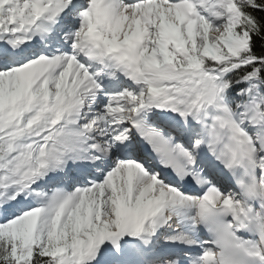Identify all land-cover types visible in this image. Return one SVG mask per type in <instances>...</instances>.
Listing matches in <instances>:
<instances>
[{
  "label": "snow or ice",
  "instance_id": "1",
  "mask_svg": "<svg viewBox=\"0 0 264 264\" xmlns=\"http://www.w3.org/2000/svg\"><path fill=\"white\" fill-rule=\"evenodd\" d=\"M0 264H264V0H0Z\"/></svg>",
  "mask_w": 264,
  "mask_h": 264
}]
</instances>
